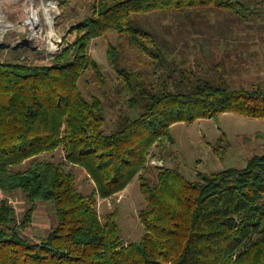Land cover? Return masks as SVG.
Wrapping results in <instances>:
<instances>
[{"label":"trees","instance_id":"trees-1","mask_svg":"<svg viewBox=\"0 0 264 264\" xmlns=\"http://www.w3.org/2000/svg\"><path fill=\"white\" fill-rule=\"evenodd\" d=\"M262 4L94 0L90 17L71 27L75 39L54 42L50 63L0 60V191L21 192L29 205L18 219L0 199V264H264V154L242 169L199 172L196 181L149 164L161 161L154 150L171 141L176 123L226 112L264 119V81L234 78L243 59L241 28ZM168 15L182 20L189 38L165 37L157 20ZM114 33L150 61L155 79L119 68L116 48L108 46L118 91L135 115H120L107 133L102 102L87 100L78 81L89 70L103 79L88 49ZM214 49L221 53L216 64ZM58 149L60 163L40 158ZM74 167L93 184L91 193L77 190ZM137 178L147 202L139 214L145 234L123 244L115 221L101 219L97 199L121 194ZM40 203L53 205L55 224L33 240L24 231Z\"/></svg>","mask_w":264,"mask_h":264},{"label":"rangeland","instance_id":"rangeland-1","mask_svg":"<svg viewBox=\"0 0 264 264\" xmlns=\"http://www.w3.org/2000/svg\"><path fill=\"white\" fill-rule=\"evenodd\" d=\"M93 1L0 0V60L9 62L23 58L30 64L50 63V51L54 42L57 43L62 37L69 42L75 39L76 34L71 27L90 17ZM258 1H262L264 9V0ZM44 8L48 11L47 15L43 12ZM35 13L38 19H34ZM181 21L168 15L158 19L157 23L167 32L166 38L182 41L189 37ZM241 29L242 35L239 39L242 46L237 50L243 59L240 71L234 72L235 84L264 81V10L251 22H244ZM22 30L25 32L23 42L20 37ZM109 45L116 48L119 68L147 72L152 80L155 79L150 61L136 47H129L126 39L114 33L91 41L88 53L99 64L103 79L100 80L90 70L85 71L78 81V87L87 100L97 98L102 102L107 133L117 128L120 115H135V112L128 111V95L118 91L115 71L108 61ZM214 56L213 62L216 64L221 57L218 49H214ZM203 64L204 67L209 65L206 61ZM188 65V68L195 69L192 62ZM169 136L170 142L154 150L155 159L161 161L155 160L149 164L153 168L165 166L175 170L187 181H196L199 172L242 169L251 157L264 154V119L245 117L233 112L198 119L190 124L176 123L170 127ZM40 158L58 164L63 160V152L58 149ZM28 166L25 163L18 169L24 170ZM150 172L152 179H155L154 169L151 168ZM73 173L77 190L84 195L91 193L93 184L83 170L74 167ZM0 199L8 201L15 209L18 219H21L29 206L21 192L6 195L0 191ZM146 207L147 202L138 178L132 180L121 194L107 200L97 199L96 205L102 220L110 216L115 221L123 244L141 241L145 228L139 214ZM54 224L53 205L40 203L35 208L31 225L24 232L37 240L45 236Z\"/></svg>","mask_w":264,"mask_h":264},{"label":"water","instance_id":"water-1","mask_svg":"<svg viewBox=\"0 0 264 264\" xmlns=\"http://www.w3.org/2000/svg\"><path fill=\"white\" fill-rule=\"evenodd\" d=\"M20 37H21V40L23 42L25 40V32H23V30L20 31Z\"/></svg>","mask_w":264,"mask_h":264},{"label":"bare ground","instance_id":"bare-ground-1","mask_svg":"<svg viewBox=\"0 0 264 264\" xmlns=\"http://www.w3.org/2000/svg\"><path fill=\"white\" fill-rule=\"evenodd\" d=\"M42 9H43V8H42ZM42 9H41V10H42ZM43 12H44L45 15L48 14V11L46 10V8H44ZM34 19H38V17H37V13H35Z\"/></svg>","mask_w":264,"mask_h":264}]
</instances>
